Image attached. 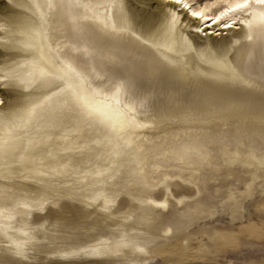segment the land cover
I'll return each instance as SVG.
<instances>
[{"label": "bare ground", "instance_id": "6f19581e", "mask_svg": "<svg viewBox=\"0 0 264 264\" xmlns=\"http://www.w3.org/2000/svg\"><path fill=\"white\" fill-rule=\"evenodd\" d=\"M227 23L173 0H2L0 47L25 53L0 63V240L26 255L29 216L71 192L111 233L85 256L139 262L216 207L239 216L264 191V7Z\"/></svg>", "mask_w": 264, "mask_h": 264}, {"label": "rangeland", "instance_id": "374dc122", "mask_svg": "<svg viewBox=\"0 0 264 264\" xmlns=\"http://www.w3.org/2000/svg\"><path fill=\"white\" fill-rule=\"evenodd\" d=\"M0 50V63L15 62L25 53L18 46ZM2 97L6 103L10 102L7 94ZM1 197L7 204L8 195ZM52 201L54 198L49 199ZM263 202L264 191L257 188L247 195L239 216L216 207L172 234L160 233L149 249L148 258L140 257L139 262H134L132 256H85L71 251L98 236H111L104 222L95 221L92 208L82 205L71 192L64 206L58 201L50 211L38 208L29 216V224L39 238L26 255L15 254L0 240V264H264Z\"/></svg>", "mask_w": 264, "mask_h": 264}, {"label": "snow or ice", "instance_id": "6c2138e0", "mask_svg": "<svg viewBox=\"0 0 264 264\" xmlns=\"http://www.w3.org/2000/svg\"><path fill=\"white\" fill-rule=\"evenodd\" d=\"M173 2L188 10V13L193 19L200 20L206 26L220 24L225 28L232 27V24L227 23V21L236 13L244 12L253 5L264 7V0H213L211 5L205 3L198 10H193L186 0H173ZM218 8H222V10L216 12L215 15L209 14L213 9ZM197 31H202V29H197ZM110 118L105 116V119Z\"/></svg>", "mask_w": 264, "mask_h": 264}]
</instances>
